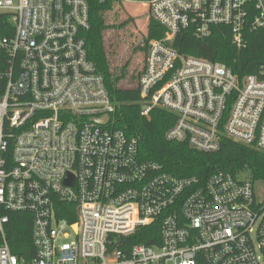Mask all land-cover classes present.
Masks as SVG:
<instances>
[{"label":"built area","instance_id":"built-area-1","mask_svg":"<svg viewBox=\"0 0 264 264\" xmlns=\"http://www.w3.org/2000/svg\"><path fill=\"white\" fill-rule=\"evenodd\" d=\"M123 1L157 29L137 80L141 115L173 113L165 138L194 150L228 138L264 153V62L239 77L179 50L182 31L205 38L217 25L242 49L246 26L264 29V0ZM0 15L12 24L0 34V264H264L255 182L174 176L108 128L115 105L88 57V0H0ZM10 212L31 215L26 256L10 250ZM149 225L156 242L133 243Z\"/></svg>","mask_w":264,"mask_h":264},{"label":"trees","instance_id":"trees-1","mask_svg":"<svg viewBox=\"0 0 264 264\" xmlns=\"http://www.w3.org/2000/svg\"><path fill=\"white\" fill-rule=\"evenodd\" d=\"M89 28L84 31L86 48L91 59L104 80L105 88L115 105L110 114L108 128L120 129L138 141V154L142 160L158 162L163 171L177 177L196 176L204 181L217 171L229 172L234 176L248 172L253 182L264 183V153L254 148L223 138L220 148L213 152L198 151L184 142L170 141L165 138L166 131L173 125L175 115L161 108L151 110L149 117L142 116L140 92L137 80L145 65L146 45L156 35L155 30H147L139 39L135 50L141 57V67L132 72L126 65L117 70L111 63L105 34L109 29L123 28L133 17L119 23H109L111 14L123 8L119 0H88ZM12 24L7 15H0V34L9 35ZM155 27V24H154ZM156 29V27H155ZM157 30V29H156ZM179 50L183 53L220 61L242 77L254 73L264 62V29L245 28V43L240 50L231 43L228 26L217 25L205 38H196L190 30L180 33ZM127 78L131 86H122L120 81ZM2 83H0V90ZM59 216H64L58 213ZM31 215L10 212L7 223V240L11 252L26 256L31 250ZM158 238L157 226L149 225L138 230L131 237L133 243L150 245Z\"/></svg>","mask_w":264,"mask_h":264},{"label":"rangeland","instance_id":"rangeland-1","mask_svg":"<svg viewBox=\"0 0 264 264\" xmlns=\"http://www.w3.org/2000/svg\"><path fill=\"white\" fill-rule=\"evenodd\" d=\"M123 8H118L115 15L109 16V23H119L126 20L129 16L133 21H129L123 28L109 29L105 34L106 44L111 57V64L117 69L126 65V71L138 70L141 67V57L137 54L135 46L139 39L147 30H157L154 27L147 9L136 1L124 2L119 0ZM122 86H131L127 78L120 81ZM109 126V125H108ZM242 178H248V172L240 174ZM255 198L257 202L264 204V183L257 181L254 184Z\"/></svg>","mask_w":264,"mask_h":264},{"label":"water","instance_id":"water-1","mask_svg":"<svg viewBox=\"0 0 264 264\" xmlns=\"http://www.w3.org/2000/svg\"><path fill=\"white\" fill-rule=\"evenodd\" d=\"M107 121H108V116H105L104 118L99 119L96 122L99 123V124H101V125H104V124L107 123Z\"/></svg>","mask_w":264,"mask_h":264}]
</instances>
